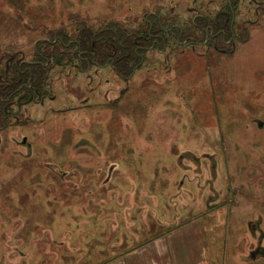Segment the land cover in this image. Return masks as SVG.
Returning <instances> with one entry per match:
<instances>
[{
    "label": "rangeland",
    "instance_id": "1",
    "mask_svg": "<svg viewBox=\"0 0 264 264\" xmlns=\"http://www.w3.org/2000/svg\"><path fill=\"white\" fill-rule=\"evenodd\" d=\"M194 1L0 0V83L19 78L7 59L32 61L40 39L137 29L153 15L181 25L189 8L212 17L221 2ZM256 9L239 3L246 34L231 53L154 49L128 81L47 68L46 95L0 131V264L117 263L159 236L173 264H264Z\"/></svg>",
    "mask_w": 264,
    "mask_h": 264
},
{
    "label": "flooded vegetation",
    "instance_id": "2",
    "mask_svg": "<svg viewBox=\"0 0 264 264\" xmlns=\"http://www.w3.org/2000/svg\"><path fill=\"white\" fill-rule=\"evenodd\" d=\"M198 1L195 0L193 4ZM240 2L241 0H221L218 11L212 17L189 8L188 12L194 13V18L183 21L181 25H177L172 19L165 20L153 15V21H147L137 29L122 28L120 24L119 27L108 26L99 31L87 29L89 33L86 31L84 34L87 38L80 36L79 32V39H56L57 36L53 41L40 39L37 44H42L44 48L40 53L33 50L32 61L22 60L18 67L14 58H11L4 65V70L12 74L17 70L19 78L8 84L0 83V131L8 126V120L19 119L22 106L46 95L49 85L46 81L47 68L50 71L53 66L69 69L75 77L90 81L112 75L119 80L128 81L145 65L147 53L154 49L159 53L168 50L171 55L175 46L181 47L182 54L187 49L195 48L205 49L201 51L203 55L210 50L221 54L231 53L229 48L235 47L240 33L246 34V24L242 25L237 21ZM248 2L264 10L261 8L264 0ZM255 14L264 16V11L260 14L256 9ZM159 47L162 49L159 50ZM110 73L112 74L107 75ZM13 107L17 110H12ZM25 142L26 140L23 141Z\"/></svg>",
    "mask_w": 264,
    "mask_h": 264
},
{
    "label": "crops",
    "instance_id": "3",
    "mask_svg": "<svg viewBox=\"0 0 264 264\" xmlns=\"http://www.w3.org/2000/svg\"><path fill=\"white\" fill-rule=\"evenodd\" d=\"M167 240L164 236L156 237L132 249L117 263L110 264H173L174 261H171L169 257Z\"/></svg>",
    "mask_w": 264,
    "mask_h": 264
},
{
    "label": "bare ground",
    "instance_id": "4",
    "mask_svg": "<svg viewBox=\"0 0 264 264\" xmlns=\"http://www.w3.org/2000/svg\"><path fill=\"white\" fill-rule=\"evenodd\" d=\"M199 74V73H198ZM199 79V78H198ZM189 80H191V78L190 79H188V81ZM192 81V80H191ZM211 83V82H210ZM190 84V83H189ZM205 88H206V86H205ZM108 125H109V122H108ZM144 129V128H143ZM130 142V141H129ZM127 144V143H126ZM128 145H129V143H128ZM121 148V147H120ZM124 148V147H123ZM120 150V149H119ZM122 153V152H121ZM108 156H110V155H108ZM21 163V162H20ZM33 163V162H32ZM33 166V165H32ZM27 169V168H26ZM50 177V176H49ZM124 191V190H123Z\"/></svg>",
    "mask_w": 264,
    "mask_h": 264
},
{
    "label": "water",
    "instance_id": "5",
    "mask_svg": "<svg viewBox=\"0 0 264 264\" xmlns=\"http://www.w3.org/2000/svg\"><path fill=\"white\" fill-rule=\"evenodd\" d=\"M263 125H264V124L261 123V122L258 124L259 127H263ZM252 257H253V254H252Z\"/></svg>",
    "mask_w": 264,
    "mask_h": 264
},
{
    "label": "trees",
    "instance_id": "6",
    "mask_svg": "<svg viewBox=\"0 0 264 264\" xmlns=\"http://www.w3.org/2000/svg\"><path fill=\"white\" fill-rule=\"evenodd\" d=\"M0 80H4V79H0Z\"/></svg>",
    "mask_w": 264,
    "mask_h": 264
}]
</instances>
